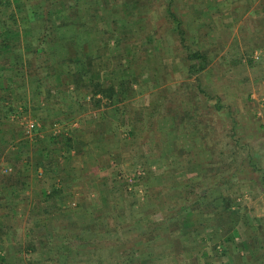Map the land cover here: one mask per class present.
Instances as JSON below:
<instances>
[{
    "label": "crops",
    "instance_id": "obj_1",
    "mask_svg": "<svg viewBox=\"0 0 264 264\" xmlns=\"http://www.w3.org/2000/svg\"><path fill=\"white\" fill-rule=\"evenodd\" d=\"M15 1L21 5L29 3L27 0ZM197 1L194 8H191L193 15L188 26L196 31L197 38L206 35L211 38L214 52L209 55L206 68L198 72L203 78L207 75L206 71L211 70V66L219 64L226 65L229 74L234 72L228 78L229 85L238 87L244 84L241 90H244L242 98L246 105L243 108L240 106L241 115L247 122L254 115L255 124L258 122L255 129L264 134V89L260 88L264 82V0ZM23 10L20 8V11ZM7 15L9 16L5 13L2 21L7 22ZM180 21L185 37L188 28L184 27L185 22L181 18ZM21 29V35L29 33L25 28ZM172 31L180 35L175 24ZM152 43L149 51L153 57L148 54L144 60L148 64L144 65L139 60L140 50L134 46L130 48L132 53L129 58L118 59L121 60V66L118 64L117 69L111 73L108 72L109 56H105L108 52L103 51H119L123 45L103 47L105 49L101 51V56H104V60L100 65L98 60L95 61V70L100 73L99 79L105 88L113 87L114 90L97 93L94 98L95 86L92 81H88L85 90H81L87 101L75 108L74 112L71 110L73 105L70 104L68 114H73L69 123L57 122V117L48 126L42 122L31 132L25 127V120L32 118L26 117L31 101L37 102V109L34 111L37 115L43 114L42 112L51 113L47 110L54 108V101L62 99L58 97L61 92H71L69 98L71 103H75L72 100L76 101L74 92L77 89L68 75H62L61 78L56 76L55 79L50 77L46 85L38 88L29 83L27 87L13 92L12 98L8 96L6 103L1 99L0 93L1 106L2 103L14 106L10 115L0 121V264H28L25 261L26 251L39 253L41 259L55 256L66 259L70 255L82 254L86 260L99 258L100 264H197V256L204 260L202 264H208L212 256L216 259L214 263H221L219 259L227 253L219 249V241L223 240V235L230 241L237 239L235 225H238L240 217L235 215V206L226 209L220 203L217 207L209 198L204 197L193 202L189 209L182 207L181 210L187 209L185 213L173 215V203L179 196V190L153 188L149 190L148 197L139 190L135 197L123 185V182L129 185V175L137 181L150 177L157 166L144 172L136 169L135 174L122 175L126 163L122 161L123 158L118 159L120 152L112 154L116 156L112 158L108 153L113 151L114 146L111 144L109 148L100 143L106 138L114 139L123 130V126L138 137L147 124L151 127L146 126L151 134L148 144L155 148L159 146L161 139L157 138L156 129L163 117L158 116V108H164L167 96L182 84V80L176 68L180 61L158 57L163 48ZM250 64L261 67L257 78H249L248 75L251 74L247 70ZM193 65L188 63L192 69ZM159 71L164 74L161 75ZM140 74H145L143 80H139ZM217 76L220 81L224 78ZM159 78L162 81H158ZM139 86L147 88L149 94L147 89L138 90ZM213 91L216 92L215 89ZM229 95H232L231 102L237 99V93L233 94L231 91ZM147 96H153L155 102L141 103ZM184 107L188 109V106ZM133 111L138 115H133ZM93 114L100 116L98 122H95ZM164 120L172 130L159 132L162 133V140H166V135L170 137V143L165 144L167 152H164L166 154L163 159L165 164L168 162L172 165L176 161L169 156L171 151L168 148L176 141V130L173 131L176 122L171 114L165 115ZM185 123L186 120L179 123L180 133L187 132ZM93 128L96 133L91 131ZM248 139L245 136V140ZM159 159L153 162L156 163ZM121 166L123 167L120 168ZM7 169L9 170L6 171ZM179 179L181 180L180 177ZM120 184L125 190L120 188ZM93 195L97 198L91 201ZM161 199L165 200V205L161 206ZM119 200L126 205L111 208V203H118ZM131 205H137L139 209H134ZM166 208L170 209L171 214L164 213ZM191 208L194 210L191 211ZM246 216V222L250 225H258L254 221H261L251 215ZM79 220L84 221L81 226L83 230L76 232ZM212 233L219 237L218 244L213 246L209 244ZM27 235L29 240L23 243V236ZM247 237L241 242L243 244L240 246L245 250L239 255L249 254L245 245V242L250 245ZM254 242L256 246L264 243V237L257 236ZM41 259L39 261L43 264ZM192 259L196 261L191 263ZM244 264H251L250 259Z\"/></svg>",
    "mask_w": 264,
    "mask_h": 264
},
{
    "label": "rangeland",
    "instance_id": "obj_2",
    "mask_svg": "<svg viewBox=\"0 0 264 264\" xmlns=\"http://www.w3.org/2000/svg\"><path fill=\"white\" fill-rule=\"evenodd\" d=\"M9 1V10H4L2 12V17H5V13L9 14V16L7 15V17H10V12L16 11L15 6H18L17 2L15 0ZM27 1L29 2L27 3L29 5H27L25 8L23 4H20L21 9H28L29 7L33 8L32 5H35V3L39 0ZM171 1L173 0H103L102 3L104 2L106 11L104 13H97L98 20L95 16H92V9H88L87 11H85L86 14H89L88 17H91L90 24L94 28V31H98H96V34L97 36H99L100 43L102 44V47L100 46V43L98 46L99 57L97 60L99 61V65L100 62L104 60V58H102L104 56H101V51L105 49L103 47H105L106 40H114L115 38L119 39L122 34H125V37H122L119 40L120 47L123 45L121 50L103 51V53L108 52V54H106L105 56H109V73H111L112 70L115 71V69H117L118 67V64L121 66V60L118 59H123L130 56L132 53V51H130V48H134V46L138 48V50H140L138 53L139 60H141L144 65L148 64H145L144 60L147 58L148 54L153 57V54H151L149 51L150 45L153 44L152 42H155L154 44L160 45L163 48V50L157 55L158 57H169L171 59H175V61L177 59L180 61V63L177 64L176 68L179 77L182 80V84H180L176 90L172 91L167 96V103L165 104L164 108H158V116L163 117V121L161 122V124L157 125L158 128L156 129L157 138L161 139H158L160 143L159 146L155 148V146L153 147L152 145L148 144V138L151 134H149V131L146 130V126H148L149 128L151 127L150 125H145L144 123L142 124L145 125V127L143 128V130H141V132H139L138 137L129 132L130 129H128V127L123 126V130H121L119 134H116V137H114V139L106 138L105 141L102 140L100 143L108 146L109 148L111 144L114 146L113 151L108 153V155L112 158L116 157L112 156V154L120 152V156L117 155L118 159L123 158L122 161L126 163L124 167H120H123L122 175H126L127 173L128 175L131 173L135 174L136 169H142L141 171L144 172L147 171V169L150 170V168H153V166H157V170H154L155 172H150V177L146 176V178L140 179L138 181L131 178V175L127 177L129 183L128 188L134 193V195L136 191L139 192L140 190V192H143L144 195L146 194L147 196L150 189L153 190L154 188L155 190H160V188L165 187L169 189L171 188L172 190H179L180 193L177 197L179 198L181 196V185L186 183L189 177H194L196 175V172L202 173L204 175L208 173L207 168H211V165H221L226 168H228V166H231V168L224 173V176H226L227 179L224 180L223 184H221V187L219 188L221 190L220 192L223 195H226L227 197L232 199L233 206L236 207V209H234L236 211L235 215H238L240 217V220L238 225H235V237H237V239H235V241H230L228 237H226V235H223L222 238L224 241H219L221 242L219 249H223L224 252L227 253L225 256H223L222 259H219L221 260L220 264L226 262H229L230 264H244V262L247 263L249 259L251 264H257L264 257V243H260L256 246L254 242L255 237L256 239L257 236L264 237V134H261L260 130L257 131L255 129V125L258 122L255 124L256 119L254 115L250 116V122H247V119L245 120L244 116L241 115L240 106L243 108V105H246L245 100L242 98L244 96V90H241L243 89L244 84H241L238 87L229 85V79L234 74V72H231L229 74L227 66H220L219 64L218 66H211V70L209 69L208 71H206L207 75H204V77L202 78L200 72H196L195 68L192 69L190 66H188V63L194 62L190 58V54L194 50L205 52L208 58L209 55H213L214 52L211 46V38H209L207 35L200 37V39L197 38L196 31L194 29L191 30L189 28L190 26H188L190 24L189 21L190 19H192L193 15L191 8H194L193 5L197 4V0H174L172 3ZM51 2L52 0H44L43 3H40L42 4L41 9H43L45 5L46 7L50 5ZM170 3L172 8L177 13L178 17L185 22L184 27L188 28V31L186 30L187 34H185L184 41L182 40V36H180L179 34H174L172 31L174 23L171 18H169V15H167ZM121 5L123 6L121 7ZM119 11L121 13H119ZM125 11L130 13L133 12L132 16L134 17L135 21L134 24L132 21H130L120 25H115V23L118 22L117 20L120 19L119 17H123L122 15ZM127 19L125 18V20ZM202 19L203 17L200 20ZM109 22L111 24L110 26H107ZM107 29L108 31H106ZM114 36L115 38H113ZM1 62H3L2 59H0V63ZM215 64H217V62ZM260 69L261 67L258 66V64L256 66L250 64L247 70V73L249 74L250 72L251 74L248 75L249 78H257L258 76H260ZM159 73L161 75L164 74V72L161 73L160 71ZM240 73L242 72L240 71ZM217 75L224 76L222 81L218 79L219 77ZM143 76L145 77V74ZM143 76H141L140 74L139 80H143ZM158 81H162V78H159ZM226 81L228 82L226 83ZM142 83L140 84L142 85ZM263 83L264 82H262L260 88L264 89ZM144 86H139L138 90L147 89ZM83 89L84 88H82V90ZM208 89H210L212 92ZM214 89L216 90V92L213 91ZM231 91L233 94L237 93V99L234 102H231L230 100V98L232 97V95H229L231 94ZM147 93L149 94L148 89ZM69 94H71V92ZM69 94L68 91L61 92L58 97H61L62 99L54 101V108L47 110L48 112H51L48 114H46L47 112H42L43 114L38 113V115L35 114L34 111L37 109V102H29L28 113H25L27 115L26 117L28 118L29 116L35 119L28 118L27 120H25V127L28 123L27 121L35 122L36 125L32 130H34L40 123H45L48 126L52 122V120H55L57 117H59L57 118V122L69 123L70 120H72L71 115L73 114H68L70 104L73 105V107H71V110L74 112L75 108L79 107L80 104L82 105L85 101H87V99H85L84 91H81V89L75 90L74 92L76 101H72H74L75 103H71ZM193 101L194 103L199 102L201 104L202 114L200 115V120H202V118L206 120L211 119L210 122H206V126L207 128L209 127V131L211 132V134L208 135V137H206L204 140L203 138H198L195 135L196 131L192 129V124L191 126L187 125L186 133H180L181 131L179 130L178 126L179 124L176 123L175 129L173 130H176V141H173L172 147L168 148V151H171L169 156H172L176 162L172 165L168 164V162H166L165 164V160L163 159L165 158L166 154L164 153L166 151L165 144L170 143V137L166 135V140H162L163 137H160V134L162 133L159 134V132H169L172 130L171 128H169L167 123H164L165 115L173 111L172 105L174 107V110L177 106L180 107L179 105H181V107H183V109L187 111L192 106L191 104L193 103ZM153 102H155L153 96L144 97L141 101V103L148 104ZM219 105H221V107H219ZM184 106H188V109H185ZM169 109L170 112H167ZM136 111H133L132 114H136ZM137 115L138 114H136V116ZM178 116H184L186 118L187 115H183L180 113ZM93 117L95 122H98L100 116L97 114H93ZM96 124L98 123H94V125ZM154 124L155 127L156 123ZM247 125L249 127H247ZM203 127L204 126L202 125V128ZM93 129L94 130L91 131L96 133L95 128ZM203 131L205 132V130ZM245 136L249 137L248 141L245 140ZM157 158H160L159 161L156 163L153 162ZM202 164H204L205 167ZM196 167H198V171ZM205 168L207 169L206 173L204 172ZM8 170L9 169H7L6 171ZM164 171L165 173H163ZM164 176L165 179L163 180L162 178ZM179 177L181 178V180L179 179ZM209 180L210 178H207L205 181L207 182ZM123 183V185L125 186V182ZM123 185L120 184V188L125 190V188H123ZM141 188L143 191H141ZM197 191H200L201 193L204 192V190L201 188L197 189ZM143 193L138 194L143 195ZM93 198L95 200L97 196H91V201H93ZM120 201L122 200H119L118 203L117 201L113 204L111 203V208H113L114 206L119 208V206L126 205L125 202ZM160 202L161 206L163 204L165 205L164 199H161ZM173 204L175 206L176 198L174 199ZM128 206L129 205L127 204V207ZM131 207L134 209H139L137 205H131ZM176 207L178 208L179 212V209H181L182 207H188V203L180 200L176 204ZM169 210V208H166L164 213L171 214ZM124 212L126 214V211ZM181 213L182 212H179L178 214H176V216L181 215ZM247 214L251 215L252 217L259 218V220L261 221H254L255 224L257 223L258 225H250L248 224V222H246V220L248 219V217L246 216ZM83 224L84 221L79 220V227L75 228V231L81 232L83 230V228L81 227ZM211 235L212 241L209 244L212 246L214 244H218L217 234L212 233ZM246 236H248L247 239L249 238L248 241L250 245H248V242H245V245L247 247L246 251H249V254L246 256L239 255L241 251L245 250V248L241 247L240 245L243 244H241V242L242 240H245ZM23 238H25V240H23V243L29 240L28 235L23 236ZM210 251L212 252L211 248ZM26 252L27 253H25V261L28 264H41L39 261L41 259L39 253L35 254L28 251ZM213 253L214 252H212V254ZM215 254L216 253H214V255ZM55 257H53L54 259L42 258L41 262L43 264H61L63 261L66 262V260L68 259V263L66 264H100L99 258L86 260L83 259L82 254L75 256L70 255V257L66 259H59L57 258V256ZM213 257L214 256H212L211 261L209 262L210 264H216V262L214 263L216 259L214 260ZM195 261V259H192L191 263H194ZM202 262H204V260L198 258L197 256V264H202ZM218 262L219 261H217V264Z\"/></svg>",
    "mask_w": 264,
    "mask_h": 264
},
{
    "label": "trees",
    "instance_id": "obj_3",
    "mask_svg": "<svg viewBox=\"0 0 264 264\" xmlns=\"http://www.w3.org/2000/svg\"><path fill=\"white\" fill-rule=\"evenodd\" d=\"M43 1L39 0L35 5H32L33 8L29 7L23 11H20L21 5L17 4L18 6H15L16 11L10 12V17L7 18V22H4L2 21V12L9 10L10 1L0 0V59L3 60L0 63L1 99L5 102L8 96L13 97V92L27 87L29 83L38 88L46 85V81H50L51 78L55 79L56 76L61 78L62 75H68L72 78L73 85L77 90L85 89L87 82L92 81L95 86L94 98L97 93H106L108 89L114 90L113 87L105 88L104 83L99 79L100 73L95 70V61L99 57L100 38L96 34L98 31H94L90 24L91 17H88L89 14L85 12L92 9V16L98 20L97 13L106 11V6L104 2L102 3L103 0H52L50 5L47 7L43 5L44 8L41 9L42 4L40 3ZM171 3L169 4V18L176 25V29L179 30L184 41L185 30L182 28L180 18L172 8ZM23 5L26 8L29 4L23 3ZM132 15L133 12L125 11L122 15L124 18L119 17L120 19L115 25L130 21L134 23ZM125 18L128 19L125 20ZM110 24L109 22L107 26ZM21 28H25L26 32L29 33L21 35ZM120 38L106 40L105 47L120 45ZM100 46L102 47L101 43ZM190 58L194 61L193 68L196 72L205 69L208 64V56L203 51L194 50L190 54ZM5 103H2L3 106L0 105V121L6 119L14 110L12 104ZM191 105L187 111L181 105L174 110L172 105L173 111L169 114L173 115L178 124L185 120V124L190 126L192 124V129L196 131L195 135L204 140L211 134L209 127L206 126V122H210L211 119L202 118L200 120L201 104L193 101ZM167 112H170V109ZM180 113L187 115L186 118L184 116L179 117ZM202 165L205 167L204 164ZM196 168L198 171V167ZM230 168L231 166L226 168L221 165H211V168H207L208 173H206L207 169H204L206 173L204 175L196 172L194 177H189L186 183L181 185V196L176 198V204L183 200L188 203L187 209H189L193 202H198L205 197V199L209 198L217 207L223 203L226 209L231 208L232 199L223 195L219 188L227 179L224 173ZM207 178L210 180L206 182ZM125 187L129 189L128 184ZM199 188L203 189L204 192L197 191ZM217 200L218 202H216ZM176 204L172 212L173 215L187 211V209H179L178 212ZM193 210L191 208V211ZM257 264H264V257Z\"/></svg>",
    "mask_w": 264,
    "mask_h": 264
},
{
    "label": "built area",
    "instance_id": "obj_4",
    "mask_svg": "<svg viewBox=\"0 0 264 264\" xmlns=\"http://www.w3.org/2000/svg\"><path fill=\"white\" fill-rule=\"evenodd\" d=\"M28 123H27V125H26V127H27V129H28V132H31L32 131V129L35 127V122L34 121H27Z\"/></svg>",
    "mask_w": 264,
    "mask_h": 264
}]
</instances>
